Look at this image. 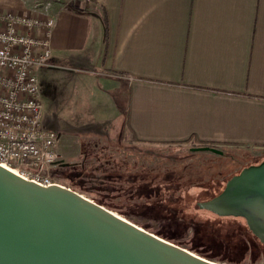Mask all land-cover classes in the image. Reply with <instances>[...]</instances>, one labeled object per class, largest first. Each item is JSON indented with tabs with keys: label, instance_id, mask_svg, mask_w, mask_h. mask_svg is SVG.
<instances>
[{
	"label": "crops",
	"instance_id": "obj_1",
	"mask_svg": "<svg viewBox=\"0 0 264 264\" xmlns=\"http://www.w3.org/2000/svg\"><path fill=\"white\" fill-rule=\"evenodd\" d=\"M33 1L0 10L35 13ZM62 1L46 72L98 68L97 114L139 142L264 150V0Z\"/></svg>",
	"mask_w": 264,
	"mask_h": 264
},
{
	"label": "rangeland",
	"instance_id": "obj_2",
	"mask_svg": "<svg viewBox=\"0 0 264 264\" xmlns=\"http://www.w3.org/2000/svg\"><path fill=\"white\" fill-rule=\"evenodd\" d=\"M57 1L34 0L29 8L54 16L71 4ZM52 66L56 71L46 72V65L39 74L45 124L59 133L62 153L50 169L54 179L204 256L224 264H264V245L249 242L244 249L239 243L252 238L244 218L220 216L196 203L263 160L262 148L225 146L217 154L194 151L200 145L189 141L139 142L97 114L104 98L93 72L98 68L71 61Z\"/></svg>",
	"mask_w": 264,
	"mask_h": 264
},
{
	"label": "water",
	"instance_id": "obj_3",
	"mask_svg": "<svg viewBox=\"0 0 264 264\" xmlns=\"http://www.w3.org/2000/svg\"><path fill=\"white\" fill-rule=\"evenodd\" d=\"M194 151L223 150L210 145ZM199 209L242 217L264 242V159ZM0 264H224L149 230L66 185L43 186L0 164Z\"/></svg>",
	"mask_w": 264,
	"mask_h": 264
},
{
	"label": "built area",
	"instance_id": "obj_4",
	"mask_svg": "<svg viewBox=\"0 0 264 264\" xmlns=\"http://www.w3.org/2000/svg\"><path fill=\"white\" fill-rule=\"evenodd\" d=\"M54 26L51 15L0 10V164L43 186L60 184L50 172L59 133L45 124L37 73L53 57Z\"/></svg>",
	"mask_w": 264,
	"mask_h": 264
},
{
	"label": "trees",
	"instance_id": "obj_5",
	"mask_svg": "<svg viewBox=\"0 0 264 264\" xmlns=\"http://www.w3.org/2000/svg\"><path fill=\"white\" fill-rule=\"evenodd\" d=\"M103 21H104V27H105V36H107V33H108V24H107V18H106V13H105V11H104V13H103ZM196 143H198V144H200V145H210V146H213L212 144H209V143H205V142H196ZM232 217H234V216H232ZM245 220V219H244ZM245 222H246V220H245ZM246 226H247V228H248V230L250 231V237H251V235H252V238L251 239H249V240H247V239H243V241L242 240H240L239 239V243L244 247V249H247L248 248V243L250 242L251 243V245H252V247L253 246H255V247H258L259 246V244L260 245H264V242L258 237V236H256L253 232H252V230L249 228V226L247 225V222H246ZM160 234V233H159ZM164 236V235H163ZM165 237H167V236H165ZM168 238V237H167ZM170 239V238H169ZM259 243V244H258ZM204 255V254H203ZM209 258H210V256H209Z\"/></svg>",
	"mask_w": 264,
	"mask_h": 264
},
{
	"label": "flooded vegetation",
	"instance_id": "obj_6",
	"mask_svg": "<svg viewBox=\"0 0 264 264\" xmlns=\"http://www.w3.org/2000/svg\"><path fill=\"white\" fill-rule=\"evenodd\" d=\"M260 163V162H259ZM256 164H258V163H256ZM214 183V182H213ZM218 185V184H217ZM211 187H213L214 189H216V187L215 186H213V184H211ZM211 187H210V189H211Z\"/></svg>",
	"mask_w": 264,
	"mask_h": 264
},
{
	"label": "bare ground",
	"instance_id": "obj_7",
	"mask_svg": "<svg viewBox=\"0 0 264 264\" xmlns=\"http://www.w3.org/2000/svg\"><path fill=\"white\" fill-rule=\"evenodd\" d=\"M8 168H10V167H8ZM10 169H12V168H10ZM12 170H14L15 172H17L15 169H12ZM18 173V172H17Z\"/></svg>",
	"mask_w": 264,
	"mask_h": 264
}]
</instances>
